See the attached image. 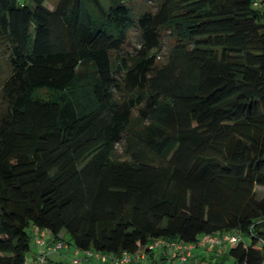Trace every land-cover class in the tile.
Masks as SVG:
<instances>
[{"label": "trees", "instance_id": "1", "mask_svg": "<svg viewBox=\"0 0 264 264\" xmlns=\"http://www.w3.org/2000/svg\"><path fill=\"white\" fill-rule=\"evenodd\" d=\"M53 1L0 0V264L35 231L264 264V0Z\"/></svg>", "mask_w": 264, "mask_h": 264}, {"label": "crops", "instance_id": "2", "mask_svg": "<svg viewBox=\"0 0 264 264\" xmlns=\"http://www.w3.org/2000/svg\"><path fill=\"white\" fill-rule=\"evenodd\" d=\"M40 234L43 235L44 238L46 239V244L44 243V245L42 246L33 244L34 250L31 252V254L28 257V264H37V259L40 256V253L42 251H45L46 248L48 249L51 242H53V238L46 231H35L34 238H36L37 236L39 237ZM228 248L229 247L226 246L225 244L222 247H214V248H209V247L200 245L193 250L192 252L193 254L190 260L192 261L196 259L206 260L208 257H213V258H218L219 262H223L222 259L225 257V254ZM172 250L175 252L176 257L179 258L178 257L180 255L179 252H176L174 247L168 246L167 244H163V242H158L153 252H156L160 255L164 254L166 257H168V255H170ZM63 253L65 255H62ZM63 253L61 254L59 252L49 253L46 257V264H56L59 262H63V259L68 256H72L73 258L82 259L83 261H81L79 264H121L119 262L120 256L113 257L110 255L107 256L106 260H103L101 258L100 260L99 259L95 260L96 262H91V260L85 261L83 259L84 253L78 252V250L70 244L66 245V247L63 249ZM146 259H148V256L136 255L135 260L130 264H142L143 261Z\"/></svg>", "mask_w": 264, "mask_h": 264}, {"label": "built area", "instance_id": "3", "mask_svg": "<svg viewBox=\"0 0 264 264\" xmlns=\"http://www.w3.org/2000/svg\"><path fill=\"white\" fill-rule=\"evenodd\" d=\"M255 1H256L255 4L257 5L261 0H255ZM42 237H39V239L37 238L38 240L37 239L35 240L36 245H38V246L44 245V242H43L44 239ZM238 241H239V238L235 235L225 236L223 238L212 237V236H203L201 241H200V245L213 248V247H220L226 243L234 245ZM64 247H65L64 243L58 242V243L53 244V246H51L50 248L48 247V249H51L52 252H58L59 250L63 249ZM195 247H196L195 245H187V246L175 245V249L181 251L179 258L182 262H188V260L192 257V251ZM51 250H49V251H51ZM78 252H80V251H78ZM83 253H84L83 259L86 261L93 258V257L102 258L103 260H106V258H107L106 255H102L100 253H96L93 251H86ZM41 255L38 257L37 264H44V262H45V255H42V256ZM131 260L132 259L128 254H124L122 259H121V263L122 264H129V263H131ZM81 261H82V259H80V262ZM25 264H28V262H26ZM73 264H78V260L74 261Z\"/></svg>", "mask_w": 264, "mask_h": 264}, {"label": "rangeland", "instance_id": "4", "mask_svg": "<svg viewBox=\"0 0 264 264\" xmlns=\"http://www.w3.org/2000/svg\"><path fill=\"white\" fill-rule=\"evenodd\" d=\"M103 2H106V0H103ZM52 4H54V1L53 0H48V2H47L46 5H47L48 8H51L52 7ZM117 150L120 153L121 152V147L118 146L117 147ZM42 236L43 235L40 234L39 237H42ZM39 237L37 236L36 239L37 238L39 239ZM42 238L44 239L43 242L46 244V239L44 238V236ZM33 244H34V242L31 244V252L34 250V245ZM53 244L54 243L51 242V244L49 245V248L51 246H53ZM227 246L229 247V245H227ZM65 247H66V245H65ZM209 248H211V247H209ZM63 249H61V251H59L60 254L63 253ZM49 250H51V249H47L46 248V250L45 251H42L40 253V255L42 254V255H45V257H47V255L49 253H52V250L51 251H49ZM154 253H155L156 263H153L151 259H146V260L143 261L142 264H218V262H219V259L218 258H213V257H208L206 260H204V259H202V260L201 259H196V260L192 261V260L189 259L188 262H182L180 260V258H177L176 257V254H175V252L173 250L170 253V255H168V257L166 259H162V256L160 254H158L156 252H154ZM62 255H65V254L63 253ZM98 259L100 260L101 258H95V257H93V258H91L89 260H91V262H96L95 260H98ZM77 260H78V264H79L80 263V259L79 258H73L72 256H68V257H66V258L63 259V262L62 263H64V264H73V262L74 261H77ZM89 260H87V261H89ZM223 262H224V264H234L233 260L227 259L225 257L223 259Z\"/></svg>", "mask_w": 264, "mask_h": 264}]
</instances>
